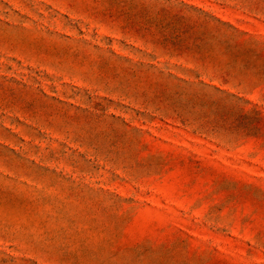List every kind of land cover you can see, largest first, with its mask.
<instances>
[{"label":"rangeland","instance_id":"374dc122","mask_svg":"<svg viewBox=\"0 0 264 264\" xmlns=\"http://www.w3.org/2000/svg\"><path fill=\"white\" fill-rule=\"evenodd\" d=\"M0 264H264V0H0Z\"/></svg>","mask_w":264,"mask_h":264}]
</instances>
